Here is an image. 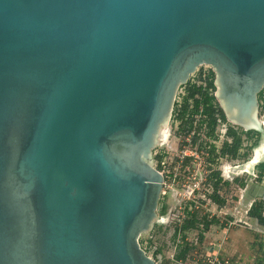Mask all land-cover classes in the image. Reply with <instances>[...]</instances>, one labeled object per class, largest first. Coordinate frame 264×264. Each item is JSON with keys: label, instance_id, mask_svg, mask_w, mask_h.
Segmentation results:
<instances>
[{"label": "water", "instance_id": "1", "mask_svg": "<svg viewBox=\"0 0 264 264\" xmlns=\"http://www.w3.org/2000/svg\"><path fill=\"white\" fill-rule=\"evenodd\" d=\"M203 66L262 143L264 0H0V264H157L153 152Z\"/></svg>", "mask_w": 264, "mask_h": 264}, {"label": "rangeland", "instance_id": "2", "mask_svg": "<svg viewBox=\"0 0 264 264\" xmlns=\"http://www.w3.org/2000/svg\"><path fill=\"white\" fill-rule=\"evenodd\" d=\"M203 71L212 73L213 70L207 66L200 67L188 83L181 86L177 92L168 124L170 136L165 144H158L153 152V164L159 171H162L159 162L164 159L163 157H167L164 160L169 163L176 164L175 156L177 157L178 142L181 139L180 134L176 132L178 124L185 119L193 122L204 119L199 114H193L196 107L195 100H188V108L191 112L183 116L181 111L193 87V81ZM215 92L217 93V87ZM201 97V94H197L195 99ZM214 98V103L219 110L223 111L216 94ZM258 101V119L264 121V89L259 94ZM218 114L220 115L219 112ZM224 117L226 118L225 114ZM226 122L232 126L235 125L227 118ZM248 132L252 133L247 134V159L243 166L249 163L256 149L261 145L260 135L253 133L255 131ZM218 134L223 135L222 132ZM243 149L245 150V147ZM262 164L264 162L254 166L250 174L233 176L232 191L228 192L231 198L227 196L226 208L218 209L210 200L209 192L202 193L203 196L200 199L203 200L205 195L206 215L215 221L205 231L202 230V216L196 212L193 214V211H196L194 206H198L196 202L199 199L197 193L192 190L193 185L190 184L189 189H182L172 186L173 181L168 183L171 189L162 191L155 224L152 230L142 235L140 239L142 248L157 264H264V225L251 215L254 207L261 210L264 218V167ZM235 165L238 168L242 167L241 161L233 163V167ZM187 177L192 179L196 177V181L205 178L202 174ZM187 203H192V206H186ZM187 211L190 213L187 214ZM178 216L181 220L183 217L187 220H195L197 216V222L200 223L199 230L192 229L185 233L179 231L175 236L174 222ZM196 232H199L200 236ZM180 255L182 258L178 259Z\"/></svg>", "mask_w": 264, "mask_h": 264}, {"label": "flooded vegetation", "instance_id": "3", "mask_svg": "<svg viewBox=\"0 0 264 264\" xmlns=\"http://www.w3.org/2000/svg\"><path fill=\"white\" fill-rule=\"evenodd\" d=\"M204 125L201 121L182 120L178 124L176 131L181 137L178 142V154L177 157L175 156L176 164L169 163L164 160L167 157H163L164 159L159 162L162 171H158L163 176V189H171L170 184H168L171 181H173L172 186L182 189H189L190 184L193 185L192 190L199 197L198 202H196L198 206H194L196 211H193V214L196 212L199 216H202V230L205 231L215 221L206 215L207 208L204 206L206 198L204 195L203 200L200 199L203 196L202 193L204 191L209 192L210 200L213 201L218 209L226 208L228 192L232 191V178L224 177V171L226 169L229 170V168L237 169L238 166L233 167L235 162L239 163L241 161V166L246 162L248 137L247 131H241L240 127L232 126L230 123L223 136L218 135L219 129L217 125ZM167 134L168 139L170 136L169 132ZM239 137L241 138V144H239ZM243 147H245V150ZM234 149L236 150L235 155ZM194 174H202L205 178L196 181V177L193 179L187 177ZM228 197L231 198V196ZM186 206L191 207L192 203H187ZM189 213L190 211H187V214ZM174 224L176 225L175 236H177L179 231L185 233L192 229L195 231L199 230L198 224L200 223L197 222V216L195 220H187L185 217L181 220L178 216ZM204 231L203 234L205 233ZM197 234L200 236L199 232Z\"/></svg>", "mask_w": 264, "mask_h": 264}, {"label": "trees", "instance_id": "4", "mask_svg": "<svg viewBox=\"0 0 264 264\" xmlns=\"http://www.w3.org/2000/svg\"><path fill=\"white\" fill-rule=\"evenodd\" d=\"M209 88L216 89L213 86L212 83H210ZM197 94H201L202 97L200 99H195ZM189 99L190 100H195L196 107L194 108L195 110L193 111V113H198L199 112L200 105H206L205 113L209 115V118H210L209 125H214V124L216 125V121L213 118V115L216 113L215 110L213 109V105H215V103H214L215 98H214L213 95L211 96L207 90H204L203 87L197 88V87L193 86L191 88V90H190L189 96L187 97V99H186V101L184 103V107L181 110L183 116H185L186 113L191 112V110H189V108H188V100ZM217 109H219V108H217ZM218 112L220 113V116L222 117V119L226 121V118L224 117L223 111H221V109H220V110H218ZM248 133H252V132H247V134ZM253 133H255L257 136L260 135L257 132H253ZM239 144H241V138L240 137H239ZM233 152H234V155H235L236 154V150L234 149ZM262 167H264V164H262ZM251 215L256 217V219L259 221L260 224L264 225V218L262 217V212H261L260 209H257V208L253 207L252 211H251ZM177 258L180 259V258H182V256L180 255ZM263 262H264V260H263Z\"/></svg>", "mask_w": 264, "mask_h": 264}, {"label": "built area", "instance_id": "5", "mask_svg": "<svg viewBox=\"0 0 264 264\" xmlns=\"http://www.w3.org/2000/svg\"><path fill=\"white\" fill-rule=\"evenodd\" d=\"M215 81H216V74L214 71H212V73H209V72H202L200 73L197 77H196V80L193 81V86L194 87H197V88H200V87H203L204 90H207L209 92V94L212 96H215L216 94V89H213V88H209V85L210 83L213 84V86L216 88V84H215ZM205 107L206 105H200L199 107V112L197 114L200 115V117H204V119L202 118L201 120L199 121H196V122H202L206 125H209L210 123V118H209V115L205 113ZM193 108V107H192ZM217 105H213V109L215 110V114L213 115V118L215 119L216 121V125L219 129V132H222L223 135H225V132L227 130V127H228V123L223 120L221 118V116L218 114V110L217 109ZM248 132V131H247ZM219 135V134H218ZM222 135V136H223ZM221 136V135H220ZM157 263V262H156Z\"/></svg>", "mask_w": 264, "mask_h": 264}, {"label": "bare ground", "instance_id": "6", "mask_svg": "<svg viewBox=\"0 0 264 264\" xmlns=\"http://www.w3.org/2000/svg\"><path fill=\"white\" fill-rule=\"evenodd\" d=\"M260 122H261V125L264 127V121L262 120ZM167 132H169V127L167 128L165 139L162 142V144L166 143V141H167V137H168ZM263 161H264V140L261 143V145L254 152V154H253L251 160L249 161V163H247L244 166L240 167L241 169L240 168H237V169H235V168L230 169L229 168V170L226 169L224 171L225 172L224 173V177L233 178V176H239V175H242V174H250L251 170L254 168V166H256L257 164H259V163H261Z\"/></svg>", "mask_w": 264, "mask_h": 264}]
</instances>
